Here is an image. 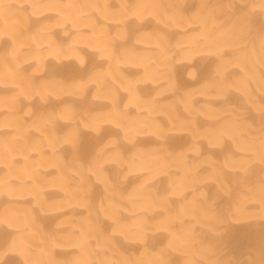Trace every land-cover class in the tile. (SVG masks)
<instances>
[{
  "label": "bare ground",
  "instance_id": "bare-ground-1",
  "mask_svg": "<svg viewBox=\"0 0 264 264\" xmlns=\"http://www.w3.org/2000/svg\"><path fill=\"white\" fill-rule=\"evenodd\" d=\"M0 264H264V0H0Z\"/></svg>",
  "mask_w": 264,
  "mask_h": 264
}]
</instances>
